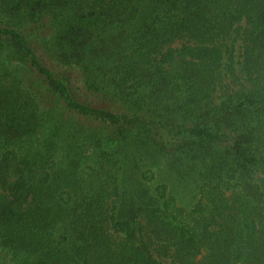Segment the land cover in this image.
Instances as JSON below:
<instances>
[{
  "label": "trees",
  "instance_id": "obj_1",
  "mask_svg": "<svg viewBox=\"0 0 264 264\" xmlns=\"http://www.w3.org/2000/svg\"><path fill=\"white\" fill-rule=\"evenodd\" d=\"M48 111L108 153L82 167L70 130L55 163ZM151 152L200 177L189 212ZM164 259L264 264V0H0V264Z\"/></svg>",
  "mask_w": 264,
  "mask_h": 264
},
{
  "label": "rangeland",
  "instance_id": "obj_2",
  "mask_svg": "<svg viewBox=\"0 0 264 264\" xmlns=\"http://www.w3.org/2000/svg\"><path fill=\"white\" fill-rule=\"evenodd\" d=\"M241 43L237 44V58L241 57ZM179 46V44L177 45ZM45 52L44 50H41ZM47 61L51 58L45 54ZM51 103V102H50ZM52 108V107H51ZM51 110V109H50ZM49 110V111H50ZM46 112V122L37 134L32 136L30 144L40 146L47 142L55 141L58 145L54 152L53 161L61 166H67V154L65 143L70 142L72 137H67L70 130L77 131L74 137H77V150L81 153L82 167L88 170L89 167H95L102 160L103 155L108 153V148L101 140L100 125L90 122H81V119L66 118L64 119L58 111ZM162 113H165L164 111ZM62 145V146H61ZM61 146V147H60ZM125 151L132 150V147L126 146ZM123 150V154H124ZM137 155L136 158L131 154V160L141 168V173H146L145 182L150 186L156 187L158 184H165L175 193L177 202L180 207L189 212L199 199V179L200 177L194 173H188L185 165L187 161L179 162V156L174 157L171 154H162L151 152L149 154ZM129 168L125 170L128 172ZM130 175V173H129ZM163 264H173L170 259H164Z\"/></svg>",
  "mask_w": 264,
  "mask_h": 264
}]
</instances>
